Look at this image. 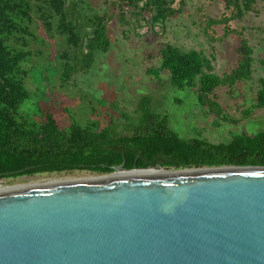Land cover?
Masks as SVG:
<instances>
[{"label":"trees","instance_id":"trees-1","mask_svg":"<svg viewBox=\"0 0 264 264\" xmlns=\"http://www.w3.org/2000/svg\"><path fill=\"white\" fill-rule=\"evenodd\" d=\"M230 16L208 19L207 28L222 25L224 35L239 36L236 65L216 75L212 57L199 51H182L165 44L158 50L160 65L149 70L156 78L165 72L169 84L178 91H192L197 103L221 117L223 110L212 99L218 88L233 92L252 77L254 49L229 22L252 10L255 0H220ZM79 0H0V180L51 175L74 170L104 176L124 161V168L182 170L225 166H264V129L233 135L228 142L212 144L201 136L181 138L172 131L166 114L152 110L150 97H142L132 115L121 114V122L102 121L101 114L88 123H78L63 107L38 105L33 115L21 111L30 106L29 66L45 57L55 62L56 84L63 89L75 74L86 73L97 53L111 46L107 25L121 21L127 11L140 21L162 27L182 10V0H104L103 14H82ZM178 3L179 7L174 8ZM148 16V19H145ZM148 20V21H146ZM66 51L53 56L32 50V43L53 45ZM33 62V63H32ZM264 69V58L259 60ZM55 99H64L56 94ZM253 104L244 113L264 109V76L258 79ZM102 105V104H101ZM87 118V117H85ZM93 118V116H91ZM88 119V118H87ZM67 121V125L61 124ZM227 121V119H224Z\"/></svg>","mask_w":264,"mask_h":264},{"label":"water","instance_id":"water-1","mask_svg":"<svg viewBox=\"0 0 264 264\" xmlns=\"http://www.w3.org/2000/svg\"><path fill=\"white\" fill-rule=\"evenodd\" d=\"M0 264H264V166L0 183Z\"/></svg>","mask_w":264,"mask_h":264},{"label":"rangeland","instance_id":"rangeland-1","mask_svg":"<svg viewBox=\"0 0 264 264\" xmlns=\"http://www.w3.org/2000/svg\"><path fill=\"white\" fill-rule=\"evenodd\" d=\"M103 1L79 0L82 14H103L106 10ZM182 1V11L168 19L162 27L151 28L143 21L139 22V26L136 17L129 11L121 21L116 17L112 19L107 25L110 49L106 53H97L91 69L73 75L63 89L57 86L52 71L55 62L49 63L45 57L36 59L39 62H32L29 66L28 87L32 93L30 106L27 108L29 103L26 102L21 111L33 115L38 105L42 107L46 103L57 107L63 101L68 118L72 116L78 123L91 122L99 113L106 123L121 122V114L132 115L138 101L146 96L151 98L153 112L166 114L170 128L181 138L201 136L212 144H218L228 142L233 135L241 132L255 134L264 129V109L251 110L249 116L244 117V113L253 104L258 79L264 76V69L259 64V60L264 58V0H255L250 12H245L241 19L232 20L228 24L230 29L240 31L254 49L255 62L249 82L238 84L233 92L226 88L216 89L212 99L223 110L221 117L201 107L193 90L178 91L172 88L165 72H161L159 78L148 72L158 69L160 59L157 53L165 44L185 52L199 51L210 59L212 57L214 73L219 76L236 65L239 36H225L222 25L207 28L208 19L230 16L231 10H227L220 0ZM178 7L176 3L174 8ZM52 43L51 46L49 43L47 46L32 43V50H40L51 57L66 51L56 41ZM49 94L64 95V99H55ZM63 123L67 125V121L61 120ZM89 174L92 173L74 170L60 174L1 179L0 183L4 187H14Z\"/></svg>","mask_w":264,"mask_h":264},{"label":"bare ground","instance_id":"bare-ground-1","mask_svg":"<svg viewBox=\"0 0 264 264\" xmlns=\"http://www.w3.org/2000/svg\"><path fill=\"white\" fill-rule=\"evenodd\" d=\"M148 171H155V170H153V169H150V170H148Z\"/></svg>","mask_w":264,"mask_h":264}]
</instances>
